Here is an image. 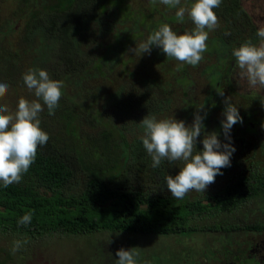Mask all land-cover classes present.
Instances as JSON below:
<instances>
[{"label":"trees","instance_id":"16d2710c","mask_svg":"<svg viewBox=\"0 0 264 264\" xmlns=\"http://www.w3.org/2000/svg\"><path fill=\"white\" fill-rule=\"evenodd\" d=\"M14 1L16 7L10 20L0 23V83L10 88L26 89L22 74L37 68L62 82L67 78L82 80L87 72L94 70L104 77L110 67L104 70L99 62L117 65L124 50L142 31L150 35V31L163 23L151 19V13H157L151 0L148 2L150 12L144 7L134 8L127 0ZM105 13L110 23L102 20ZM239 13L237 0H222L215 12L224 22L214 38L216 47L212 52L218 58L226 54L230 43L223 32L238 35L247 24V20L239 19L243 17ZM160 15L166 21L175 18ZM123 21L130 22L133 32L121 35L123 31L118 28ZM11 32H16L15 46L7 45L10 42L6 34ZM105 41L106 45H102ZM104 47L106 52L102 55L100 49ZM30 48H37L38 52L27 66ZM162 60L160 56L157 61ZM214 71L218 75L221 67H214ZM183 76L174 78V82L185 86L178 82ZM140 81L145 96L140 91L135 96L134 86L118 82L100 110L92 108V97L98 95L99 87L89 90L88 83L82 87L79 97L71 100L68 109L58 107L49 115L42 104L39 119L41 129L49 135L47 144L38 148L34 163L19 183L8 188L0 183V264L35 261L38 249L47 247L44 241L57 236L69 240L101 231L107 234L204 232L229 235L264 230V220L247 222V212L241 210L245 203L264 196V172H241L220 189L199 198L177 200L171 193H163L161 186L166 184L164 178L169 175L167 165L162 161L158 168L152 167L151 157L140 140L143 134L140 122L146 115H163L172 99L166 93L161 97L163 90L159 85L143 78ZM163 84L169 88L168 82ZM215 86L212 84V91ZM88 91L90 94H83ZM212 91L204 101L213 96ZM182 93L187 96L186 92ZM186 104L189 109L195 106L191 99ZM188 111H183L182 115ZM60 113L63 114L57 118ZM114 117L119 120L118 124L112 120ZM210 121L208 115L204 128H209ZM216 122L213 127L219 132L221 121ZM242 123L244 129L239 128L240 123L232 127L233 130L239 128L238 137L256 135V146L264 153V135L255 132L254 126L246 127L245 120ZM133 127L136 131L140 127L136 134L139 136L131 139L135 135ZM220 134L224 136L223 132ZM144 172L152 186L145 185L144 181L135 185L137 178L144 177ZM28 212L32 213L31 223L18 225L17 221ZM16 240L27 243L13 254L11 249ZM104 245L101 248L109 252L111 246L104 248Z\"/></svg>","mask_w":264,"mask_h":264},{"label":"rangeland","instance_id":"374dc122","mask_svg":"<svg viewBox=\"0 0 264 264\" xmlns=\"http://www.w3.org/2000/svg\"><path fill=\"white\" fill-rule=\"evenodd\" d=\"M127 1L134 8L138 7L142 9L144 7L147 12H150V5L148 4L150 0ZM184 2L185 0H181L182 5ZM237 2L239 5V14L243 16L239 19L247 20V24L244 25V30L239 31L238 35L230 31L223 32L227 34V41L230 42L226 54L222 56L223 59L221 57L218 58L212 52L216 47L214 38L221 32L222 24L224 23L218 16V27L209 32L207 51L203 54L204 59L195 67L190 65L180 66L178 61L174 58L166 57L162 50L156 46L152 47L150 53L142 54L141 56L129 51V49L135 48L136 45L138 46L147 39L148 35L145 31H142L140 37L135 38L128 45V48L124 50L122 58L118 60L117 65L112 62H109L108 65L99 62L104 70L110 67L109 73L104 75V77L97 75L95 73L96 70H94L89 73L87 72L83 79L80 78L82 80L78 81L73 78L64 80L61 96L63 99L59 101V107L68 109L71 105L69 104L71 100L74 101L79 97L82 87L87 83L89 90H96V87H99L98 95L92 97L94 101L92 108L95 110L101 109L104 101L109 98L108 94L112 92L114 85L118 82L124 83L123 81H125L129 85L134 86L135 96H138L139 91L143 92L145 96L146 92L142 89V81H140L143 78L162 88L163 91H161L163 93L161 97L164 98V93H166L172 99L165 113L163 115H156L157 119L173 117L177 120H183L186 125L190 126L193 122L194 114H196L195 111L201 105H204L199 115L205 118L209 115L211 121L210 124L208 123L209 128H204L203 133H212L215 132L213 127L215 122L224 119L222 115L225 107L224 98L230 97V102L237 107L242 121H246V127H249V125L250 127L254 126V131L259 132L261 128L260 123L264 124V106L261 105L260 99L257 98L256 89L249 88L246 81L239 77V70L235 65V59L231 55V50L233 47H238L241 43L249 39L253 43H259L256 32L258 28L264 27V0H237ZM152 6L157 13H151V19L153 21L160 20L163 23H168L177 34H183L185 31H190L194 27L187 16L183 22L177 21L176 18L168 21L161 19L160 13L165 17L172 18V15L175 16L176 9H170L160 4L159 0H157L156 4L152 3ZM15 7L16 2L14 0H0V23L5 20H10L11 13ZM218 8L213 11L216 12ZM106 15V13L103 14L102 20L110 23L111 21L107 19ZM116 27L118 28V26ZM118 29L123 31L121 35L124 32H133L129 21H123ZM149 33L151 34L152 31ZM14 35H16V32L15 34L14 32L6 34V38L10 42L7 45L15 46ZM102 45H106V41ZM37 52V48L29 49L30 56L26 61L27 66L31 65L30 60ZM105 52V47L100 49L102 55ZM160 56H163V60L161 63H158L157 60ZM218 65L221 67V72L217 75L214 67L217 68ZM92 73H95V77L92 76ZM179 76H183V79L178 82L185 83V86L174 82V78L177 79ZM166 82L170 84L168 89L163 84ZM216 83H218V87L215 86ZM212 84L215 86V91L223 90L224 96H220L215 91H212ZM83 90L85 91V89ZM210 91L213 92V96L208 101H204ZM182 92H186L187 96H184ZM86 93L90 94V91L84 92L83 94ZM94 94H96L95 91ZM21 97L29 101L36 99L34 93L29 91L28 88L8 87L5 96L0 98V104H6L10 110H15L18 99ZM189 99L195 104L191 109L186 104ZM185 110L188 113L183 116L182 112ZM62 114H58L57 118H60ZM205 118L202 120V123H204ZM112 120L115 124L119 122L117 117L112 118ZM59 122L57 120V123ZM253 123L254 125H252ZM216 124L218 126L219 123L216 122ZM240 125L242 126H239V128L244 129L245 126L243 123H240ZM139 128L137 127V131H139ZM239 128L234 130L231 128L230 130L231 144L236 149L230 158V167L222 168L224 169L222 171L223 174L217 175L215 182L208 185L203 194L192 191L185 198L193 199L211 194L210 191L220 189L224 184L236 179L241 172L258 171V174L264 172V153L260 152V149L256 146V135L244 134L243 137L239 138L237 135ZM132 131L135 132V135L131 139L138 138L139 135L136 134L139 133L134 127ZM220 132H223V130L221 129V131L215 132L217 133V138L222 143H228L229 141L225 140V137ZM202 138L203 134L197 138V151L202 150L203 145L200 142ZM243 142L244 145L242 144ZM163 164L167 165L169 175L175 176L179 172V162L170 163L163 161ZM145 173L143 178H137L136 186L141 181H144L145 185H153L149 182V176ZM161 187L163 188V193L170 194L166 184L164 186L162 184ZM241 210L247 212L245 216L247 222H251L254 219L257 221L264 220V196L245 203ZM246 238L248 237L244 236V234L236 232L229 235L204 232L188 235H142L107 234V232L101 231L87 237L72 238L69 240L57 236L44 241L47 247H40L41 249L39 248L35 255V261L28 259L25 261V264H116V260L118 259L116 251L120 248H124L125 250L135 248L140 253L139 257H137L138 264H205L207 261L212 263L211 258L213 256L210 255V250L218 254L221 246L219 243L225 244L230 249V252H237ZM224 239H228L229 244ZM102 244H105L104 248L106 245L111 246L108 250L109 252H105L101 248ZM203 258L206 261H203Z\"/></svg>","mask_w":264,"mask_h":264},{"label":"clouds","instance_id":"9594fccd","mask_svg":"<svg viewBox=\"0 0 264 264\" xmlns=\"http://www.w3.org/2000/svg\"><path fill=\"white\" fill-rule=\"evenodd\" d=\"M151 2L156 4L157 0ZM221 2L185 0L182 5L181 0H159L160 4L176 9L177 21L183 22L187 16L194 27L183 34H177L168 23H161L146 40L129 51L141 56L150 53L152 47L156 46L166 57L178 61L180 66H197L207 51L209 32L218 27V17L213 10ZM256 36L259 38L258 44L246 40L238 47H233L231 55L235 59L239 77L246 81L249 88L256 89L257 98L264 106V27L258 28ZM22 80L36 99L29 101L24 97L19 98L15 110L0 104V183L4 188L21 181L34 163L38 148L47 144L49 135L40 127L39 113L43 111V104L49 115H53L62 96L63 82L51 79L46 70L29 69L22 74ZM7 89L6 83H0V98L5 96ZM217 93L224 96L223 90ZM230 100V97L224 98V119L221 121L228 143H222L215 132L203 133L202 120L205 117L198 113L194 114L190 126L173 117L157 119L155 115H146L141 120L143 134L140 140L151 157L152 167L158 168L162 161L179 162V172L164 178L173 198L182 200L192 191L203 194L208 185L215 182V177L223 174L220 170L230 167V158L236 151L231 144L230 130L233 125L243 122L237 107ZM203 108L204 105H201L198 110ZM202 134L200 142L203 147L197 151V138ZM31 221L32 213L28 212L17 223L28 225ZM26 243V240L14 241L12 253L15 254ZM139 255L135 248H120L116 251V264H138Z\"/></svg>","mask_w":264,"mask_h":264},{"label":"flooded vegetation","instance_id":"af4514ba","mask_svg":"<svg viewBox=\"0 0 264 264\" xmlns=\"http://www.w3.org/2000/svg\"><path fill=\"white\" fill-rule=\"evenodd\" d=\"M250 126V125H249ZM260 134L264 135V124L260 123ZM247 236L237 252H230L225 245L220 246L218 254L210 250L211 262L205 264H264V230L236 232ZM206 257V256H204ZM203 261H206L204 258Z\"/></svg>","mask_w":264,"mask_h":264}]
</instances>
